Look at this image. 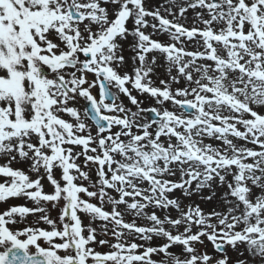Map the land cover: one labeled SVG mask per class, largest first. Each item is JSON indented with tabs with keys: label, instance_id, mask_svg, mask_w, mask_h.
<instances>
[{
	"label": "snow or ice",
	"instance_id": "6c2138e0",
	"mask_svg": "<svg viewBox=\"0 0 264 264\" xmlns=\"http://www.w3.org/2000/svg\"><path fill=\"white\" fill-rule=\"evenodd\" d=\"M148 2L0 0V264H264V0Z\"/></svg>",
	"mask_w": 264,
	"mask_h": 264
},
{
	"label": "rangeland",
	"instance_id": "374dc122",
	"mask_svg": "<svg viewBox=\"0 0 264 264\" xmlns=\"http://www.w3.org/2000/svg\"><path fill=\"white\" fill-rule=\"evenodd\" d=\"M164 1V0H163ZM161 4H162V2H161ZM162 15H166V13H164V14H162ZM170 18V17H169ZM189 18H190V21H191V13H189ZM187 26H191V23H189V25H187ZM154 39H160V40H165L166 38L165 37H163V36H161V37H153ZM159 71V73H160V78H165L164 77V75H163V72H164V70L163 69H160V70H158ZM155 79V78H154ZM134 94H136V93H134ZM148 106H151V104L149 103V102H145L143 105H142V107H148ZM133 110H135V109H133ZM17 167H20V165H17ZM50 189H49V187L47 186V184L45 185V189H44V191L45 192H48ZM205 194H208V193H205ZM177 195H179V192H177ZM196 199V202L197 203H199L200 204V206L205 210V212H208V211H210L213 207H216V204H214L213 202H201L200 200H199V198H195ZM186 203H187V201H185ZM9 204L10 205H24L25 204V201L23 200V199H13V200H10L9 201ZM27 206H29V207H32V205L29 203ZM8 207V204H3V203H0V211H2V210H4V209H6ZM52 215L53 216H55L56 215V212L55 211H53V213H52ZM32 217L30 216V217H28L27 218V220L29 221V223L28 224H24V223H21V224H19V225H17L16 226V228L17 229H22L23 227H27V226H37V225H34V224H31L30 222L32 221ZM126 219H128V218H126ZM40 227H46L45 225H43L42 223L39 225ZM22 239H23V237H22ZM156 243H159V241H157ZM206 243H208L207 241H206ZM100 248H102V247H97V251H98V249H100ZM104 248H106V246L104 247ZM170 251H172V252H178L179 251V248H176V247H173L172 249H170ZM213 251V249H212V246H211V244L209 243L208 244V252L209 253H211ZM228 256L230 257V264H235V261L237 260V259H243L244 257H240V256H238V254L237 253H235V252H233L232 250H231V248H229L228 249ZM154 259H158V257H155Z\"/></svg>",
	"mask_w": 264,
	"mask_h": 264
},
{
	"label": "flooded vegetation",
	"instance_id": "af4514ba",
	"mask_svg": "<svg viewBox=\"0 0 264 264\" xmlns=\"http://www.w3.org/2000/svg\"><path fill=\"white\" fill-rule=\"evenodd\" d=\"M125 57L127 58L128 57V55H129V53L126 51L125 53ZM125 103H127V100H125Z\"/></svg>",
	"mask_w": 264,
	"mask_h": 264
}]
</instances>
